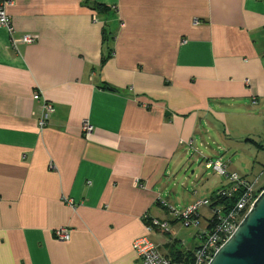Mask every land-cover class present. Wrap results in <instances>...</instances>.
Wrapping results in <instances>:
<instances>
[{"label": "crops", "instance_id": "1", "mask_svg": "<svg viewBox=\"0 0 264 264\" xmlns=\"http://www.w3.org/2000/svg\"><path fill=\"white\" fill-rule=\"evenodd\" d=\"M7 14L0 264H143L133 250L140 238L181 264L197 231L178 239L183 225L164 205L184 210L225 185L178 198L187 158L220 159L203 138L238 126L243 113L230 118L226 107L250 102L243 115L264 119V0H14ZM23 35L36 41L13 46ZM35 92L55 108L42 129ZM199 215L208 226V208ZM150 219L168 232L148 231ZM59 228L69 241L55 237Z\"/></svg>", "mask_w": 264, "mask_h": 264}, {"label": "built area", "instance_id": "2", "mask_svg": "<svg viewBox=\"0 0 264 264\" xmlns=\"http://www.w3.org/2000/svg\"><path fill=\"white\" fill-rule=\"evenodd\" d=\"M14 4V0H0V27H3L13 33L10 17L7 14V9ZM36 41L34 36L23 35L19 39L12 40V45L18 43L32 44ZM249 83V81H246ZM35 101H41L43 111L39 119L40 128H44L50 122L55 108L52 104L42 100L40 92H35ZM256 103V102H255ZM93 133V127L88 122L83 123V135L86 139L90 138ZM205 168L212 170L215 174L223 176L228 180L226 188L222 187L214 194V199L197 201L193 205L184 210H177L172 207L164 205L168 208L171 216L187 228H197L196 234L198 238V246L193 253V261L191 264H210L216 252L230 239V237L237 230L239 224L244 219L246 214L251 210L259 195L255 187L259 182V177L254 180H249L245 177H240L237 174H230L227 172L226 165L222 163L221 159L206 160ZM138 183V181H137ZM239 198L232 208L225 210L224 205H215L218 200L223 198H230L238 195ZM69 205H73L71 200ZM208 208L211 212V217L208 221V226L199 229L201 225L199 209ZM148 216H145V220ZM212 225V226H211ZM161 229L165 232L169 230V224L165 221L157 219H150L147 223V230ZM55 237L61 241H69L71 238V230L68 228H59L55 232ZM133 250L143 264H174L172 260L162 256L157 250L156 246L146 238L137 239L133 243Z\"/></svg>", "mask_w": 264, "mask_h": 264}, {"label": "rangeland", "instance_id": "3", "mask_svg": "<svg viewBox=\"0 0 264 264\" xmlns=\"http://www.w3.org/2000/svg\"><path fill=\"white\" fill-rule=\"evenodd\" d=\"M250 105V102H248L244 103V105L242 104L241 107H226V110L229 111L230 118L237 117L238 114H235L237 109L240 114L241 112L244 114L245 112L254 111L250 108ZM243 114H241L243 119L237 122L238 126L233 128V122L230 124L231 126L228 129L229 133L227 135L220 136L217 134V131L211 130L204 134L203 141L211 148H219L217 151L219 158L223 164L227 165L228 173H236L238 176L248 178L249 180H254L259 177V182L255 187L259 195L260 191L264 190V151L254 143L249 142V139L261 143L264 139V119L263 122L256 121L254 123L248 115ZM252 127L254 128L252 129ZM220 129L223 131V126H220ZM199 143L203 145L201 139L198 140V145ZM199 148H201L202 152L209 153L208 151H203L205 150V146ZM187 161L184 172L176 179L178 198H186L188 200V198L190 199L196 193L201 197H206L208 195L210 196L216 185L221 187L225 184L224 188L227 187L228 180L223 176L215 174L212 170H207L205 168V160L200 159L196 152L192 151ZM176 209L180 210L178 207ZM208 210L210 212V209ZM178 227L181 231L179 232L181 236L178 239L184 242H190L193 232H198L197 228ZM203 228L205 226H199V229Z\"/></svg>", "mask_w": 264, "mask_h": 264}, {"label": "water", "instance_id": "4", "mask_svg": "<svg viewBox=\"0 0 264 264\" xmlns=\"http://www.w3.org/2000/svg\"><path fill=\"white\" fill-rule=\"evenodd\" d=\"M210 264H264V190Z\"/></svg>", "mask_w": 264, "mask_h": 264}, {"label": "trees", "instance_id": "5", "mask_svg": "<svg viewBox=\"0 0 264 264\" xmlns=\"http://www.w3.org/2000/svg\"><path fill=\"white\" fill-rule=\"evenodd\" d=\"M92 9L97 11L98 13H108L109 11H111V8H109L107 6H103V5H97V4H94ZM255 145L264 151L263 145H261L259 143H255ZM213 197H214V195L212 196L211 199H214ZM238 198H239V194L234 195L230 198H223V199L218 200V202H216L215 205H222L223 204L225 210H228L229 208H232L234 206V204L237 202ZM184 258H185L184 261H182L184 264H191L193 261V253L189 254V255L188 254L185 255ZM182 262H181V264H183Z\"/></svg>", "mask_w": 264, "mask_h": 264}]
</instances>
